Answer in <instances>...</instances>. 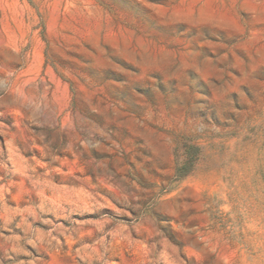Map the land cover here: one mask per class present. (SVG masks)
<instances>
[{
	"label": "rangeland",
	"instance_id": "rangeland-1",
	"mask_svg": "<svg viewBox=\"0 0 264 264\" xmlns=\"http://www.w3.org/2000/svg\"><path fill=\"white\" fill-rule=\"evenodd\" d=\"M0 264H264V0H0Z\"/></svg>",
	"mask_w": 264,
	"mask_h": 264
},
{
	"label": "trees",
	"instance_id": "trees-1",
	"mask_svg": "<svg viewBox=\"0 0 264 264\" xmlns=\"http://www.w3.org/2000/svg\"><path fill=\"white\" fill-rule=\"evenodd\" d=\"M191 162V161H190ZM190 165H192V164H190ZM188 167H190L189 165H187V164H181V165H178L177 167H176V174H177V176H179V177H182V176H184L185 174H187V168ZM185 170H186V172H185Z\"/></svg>",
	"mask_w": 264,
	"mask_h": 264
}]
</instances>
